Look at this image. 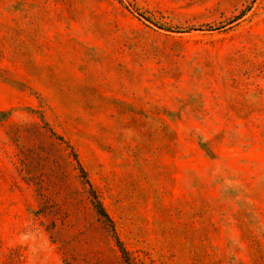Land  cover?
Listing matches in <instances>:
<instances>
[{"label": "rangeland", "instance_id": "rangeland-1", "mask_svg": "<svg viewBox=\"0 0 264 264\" xmlns=\"http://www.w3.org/2000/svg\"><path fill=\"white\" fill-rule=\"evenodd\" d=\"M0 264H264V0H0Z\"/></svg>", "mask_w": 264, "mask_h": 264}, {"label": "trees", "instance_id": "trees-1", "mask_svg": "<svg viewBox=\"0 0 264 264\" xmlns=\"http://www.w3.org/2000/svg\"><path fill=\"white\" fill-rule=\"evenodd\" d=\"M99 212L104 215L105 217H107V219H110L108 214L106 213V211L104 210V208L99 204Z\"/></svg>", "mask_w": 264, "mask_h": 264}]
</instances>
